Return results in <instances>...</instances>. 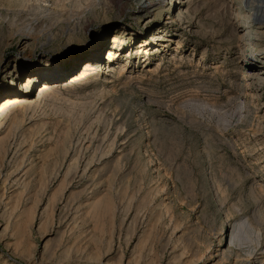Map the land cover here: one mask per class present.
Wrapping results in <instances>:
<instances>
[{"label": "rangeland", "instance_id": "obj_1", "mask_svg": "<svg viewBox=\"0 0 264 264\" xmlns=\"http://www.w3.org/2000/svg\"><path fill=\"white\" fill-rule=\"evenodd\" d=\"M76 2L0 0V99L30 71L64 70L24 89L58 92L22 123L2 116L0 264H264V26L242 19L252 5L106 0L78 28ZM95 51L96 69L66 83Z\"/></svg>", "mask_w": 264, "mask_h": 264}, {"label": "bare ground", "instance_id": "obj_2", "mask_svg": "<svg viewBox=\"0 0 264 264\" xmlns=\"http://www.w3.org/2000/svg\"><path fill=\"white\" fill-rule=\"evenodd\" d=\"M34 1H37V0H34ZM75 1H77L76 3H78L79 9L75 10V12L73 13V15L70 19L76 20V24L79 25L78 28L81 26V22H80L81 18L84 16V14L87 11L93 10V8H95L96 6H98L100 4L106 5V0H75ZM242 1L245 2V4H248V6H249V4L252 5L251 10H253V12L251 14H249L246 17L243 16L242 19L245 22H247V19H249V18H253L256 20L259 17L257 19L259 27L256 30L260 31L262 29V26H264V0H242ZM44 5H45V3L43 4V6ZM40 10H42V9H40ZM179 14L181 15L182 13L180 12ZM68 16H70V15H68ZM68 19H69V17H68ZM73 24H74V22H73ZM252 29L253 28H248V30H245V33H247V35H252V32H253ZM263 32H258V34L261 33L263 36L264 35ZM245 35L246 34H243L241 37L243 38V37H245ZM259 36H260V34H259ZM119 41H123V39H120L117 36L113 37L111 44L109 46L110 48L108 50H106L104 53V54H106V56H104L105 59L110 60V59L114 58V56H115L114 47H115L116 43ZM148 43H149L148 38L144 39L141 42V44L139 45L138 50H141V48L144 47V53L147 54ZM97 54H98L97 51H95L94 54L83 59V63L81 64L80 69L77 71V73L70 75L68 77V79L65 80V82L69 81L66 83H71L73 81L75 82L77 80L84 79V77L86 75H89V73H90L89 71L95 70L96 67L99 65V63L101 62V60H100V58H98ZM76 66L75 67L73 66V67L76 68ZM106 67L105 68L108 71H110L114 66L108 65ZM123 67H121V69ZM63 71H64L63 67H60L59 65L47 64L46 67H44L42 69H38L35 72L30 71V72L26 73L25 78L23 79L22 85L20 84V87H17L11 91L6 92L5 95L2 96L0 99V127L2 128V126H3V125L1 126L2 116H4V114L6 115V111H7V113H8V111L13 112L14 116H13V119H11V125H15V124L23 121L22 120L23 115L20 116V112L23 113V112H25V110L27 108H30V107H34V106L37 107V104L39 103V101L42 99V97L44 95L45 96L50 95V96L55 97V95H57V92H58V90L56 88V82L57 81H44V82L40 83L37 86V88L35 89V92L33 93V95H29L28 92H23V91H24V89H27L28 87L31 86L33 80L35 81V83H37L42 78H44L46 80H52L55 78L57 79L61 76V72L63 73ZM57 85H59V84H57ZM48 200H50V199H48Z\"/></svg>", "mask_w": 264, "mask_h": 264}]
</instances>
